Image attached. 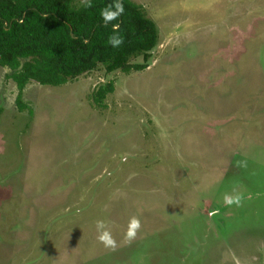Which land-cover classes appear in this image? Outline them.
<instances>
[{
  "label": "rangeland",
  "instance_id": "374dc122",
  "mask_svg": "<svg viewBox=\"0 0 264 264\" xmlns=\"http://www.w3.org/2000/svg\"><path fill=\"white\" fill-rule=\"evenodd\" d=\"M131 1L144 71L30 83L19 112L0 66V264H264V0Z\"/></svg>",
  "mask_w": 264,
  "mask_h": 264
},
{
  "label": "trees",
  "instance_id": "16d2710c",
  "mask_svg": "<svg viewBox=\"0 0 264 264\" xmlns=\"http://www.w3.org/2000/svg\"><path fill=\"white\" fill-rule=\"evenodd\" d=\"M113 0H91V7L73 0H0V66L12 71L15 104L27 110L23 90L30 83L60 87L99 66L107 74L141 72L148 68L158 32L155 24L131 0H122L124 14L112 24L123 37L116 49L107 43L112 25L105 26L100 12ZM141 64H134L136 59ZM113 92V83L100 87L91 97L93 107Z\"/></svg>",
  "mask_w": 264,
  "mask_h": 264
},
{
  "label": "clouds",
  "instance_id": "9594fccd",
  "mask_svg": "<svg viewBox=\"0 0 264 264\" xmlns=\"http://www.w3.org/2000/svg\"><path fill=\"white\" fill-rule=\"evenodd\" d=\"M81 2L86 7H91V0H81ZM124 14V6L122 0H113V3L105 7L100 12V17L105 26L111 24L113 28V35H111L107 43L113 49L119 48L123 44V37L120 36L116 30L118 29V24H112ZM243 164V162H241ZM238 199V198H237ZM235 201L230 197H225L226 204H232ZM141 224L137 217H131L127 223L126 231L124 233L125 240L134 239L137 232L140 230ZM94 229L96 232L97 241L105 248L115 249L116 241L113 238L109 223L105 220H97L94 224Z\"/></svg>",
  "mask_w": 264,
  "mask_h": 264
}]
</instances>
